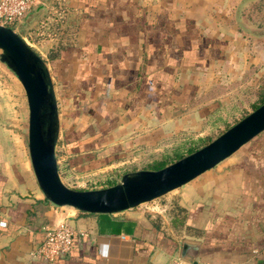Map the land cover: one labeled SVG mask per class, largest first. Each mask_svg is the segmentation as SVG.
<instances>
[{
	"label": "crops",
	"instance_id": "1",
	"mask_svg": "<svg viewBox=\"0 0 264 264\" xmlns=\"http://www.w3.org/2000/svg\"><path fill=\"white\" fill-rule=\"evenodd\" d=\"M64 1L78 37L52 60L53 74L97 128L72 142L80 145L74 159L80 169L87 160L96 167L117 158L92 149L114 144L111 152L118 153L197 128L192 121L219 107L217 101L198 108L200 97L264 60V37L245 31L237 18L240 13L250 24L264 26V0ZM3 129L0 264H174L185 240L198 244L188 251L193 261L264 264V132L173 192L187 210V225L201 231L178 237L157 227L140 207L103 216L49 202L38 185L28 139ZM63 138L75 140L74 132ZM157 201L149 212L161 209ZM65 219L74 230L70 252L54 262L35 256L46 228Z\"/></svg>",
	"mask_w": 264,
	"mask_h": 264
},
{
	"label": "rangeland",
	"instance_id": "2",
	"mask_svg": "<svg viewBox=\"0 0 264 264\" xmlns=\"http://www.w3.org/2000/svg\"><path fill=\"white\" fill-rule=\"evenodd\" d=\"M43 1L46 3L44 8L41 9V7H38L30 13V15L23 19L20 25H17L18 27H16V30L28 44L47 61L53 73L56 66L52 68V61L49 58L50 50L58 45H62V43L66 45L73 42L78 36L69 22L70 11L65 5V1ZM28 17L29 19L27 20ZM260 22L264 23L262 20H260ZM262 50L264 52V49ZM263 61L264 60H256L249 68L241 70L240 76L238 75L236 78H233L228 84L226 83L224 86H219L217 89H211L210 92L212 95L200 97L198 108L217 101L219 102V107L217 111L208 115L205 119L201 120V118H197V121H192L197 128L177 130L159 140L154 138V141H156L153 144L142 143L139 145L126 146L118 153L114 151L111 152L112 149H110V147L114 144L104 145L100 149H92L97 155H101L103 158H117L116 160L112 158L111 161L101 162V164L99 166L96 165V167L92 166V164L95 163L93 160H87L83 165L85 169H80L75 165V162H79L74 161V159L78 158L76 155L79 154L78 148H80V145H75L74 147L72 142L78 141L77 137L79 134L83 135L87 133L91 135L94 134V131H97L94 119L86 115L88 111L83 110L78 98L75 97L74 94L69 95V90H66L63 81H60L59 77L53 74L57 87L56 90L60 109L61 135L57 146V155L60 174H63L61 175L63 181L68 186L75 189L109 187L108 184L112 182L117 183L125 173L136 171L134 169H139L153 160L162 158L166 152L172 153L173 146L180 145V143L198 137L214 140L230 128V126L244 118V114H249L253 111L252 105L257 101L259 97L257 96V92L262 85V81H264ZM17 85H20L21 88ZM236 105L239 106L238 110L228 113V111L234 106L236 107ZM27 107V96L20 80L15 73L0 60V126L5 128L3 132L8 133V136L22 135L25 142L28 139L29 133V107ZM70 107L71 109H69ZM88 126H90V128L86 130ZM70 129L74 132L75 140L63 138ZM87 138L90 137L88 136ZM207 140H205L202 145L210 141ZM244 148H248V144L243 146L241 150ZM118 155L124 156L118 158ZM129 164L135 165L132 167L133 170L131 171H127L129 168L127 165ZM173 192L169 193V196L166 195L157 199L158 201L155 205H159L160 207L166 205L163 209L161 207L159 211L149 212L147 209L150 202L141 205L140 210L146 213L147 216L152 217L153 221L161 226L167 233L178 236V231L174 228L170 213L174 207L172 203L179 201ZM165 197H167V200H164ZM164 201L166 202L164 203ZM65 207L69 210H76L72 207ZM99 215L106 216L111 214ZM184 234L185 233L178 237H182Z\"/></svg>",
	"mask_w": 264,
	"mask_h": 264
},
{
	"label": "water",
	"instance_id": "3",
	"mask_svg": "<svg viewBox=\"0 0 264 264\" xmlns=\"http://www.w3.org/2000/svg\"><path fill=\"white\" fill-rule=\"evenodd\" d=\"M237 18L245 31L264 37V26L250 24L240 13ZM0 50V60L15 73L25 90L32 167L45 199L56 206L92 214H115L140 207L214 169L264 132L263 103L202 148L164 168L127 172L116 184L105 188L75 189L68 186L60 174L57 155L61 135L60 109L49 64L19 32L2 24ZM194 245L198 246L185 240L183 259L194 260L188 252Z\"/></svg>",
	"mask_w": 264,
	"mask_h": 264
},
{
	"label": "built area",
	"instance_id": "4",
	"mask_svg": "<svg viewBox=\"0 0 264 264\" xmlns=\"http://www.w3.org/2000/svg\"><path fill=\"white\" fill-rule=\"evenodd\" d=\"M46 5L43 0H0V24L16 30L25 17L38 7ZM17 31V30H16ZM74 230L68 220L47 227L42 245L36 249L34 255L49 262L67 255L73 242ZM174 264H209L202 261H188L181 256L174 259Z\"/></svg>",
	"mask_w": 264,
	"mask_h": 264
},
{
	"label": "trees",
	"instance_id": "5",
	"mask_svg": "<svg viewBox=\"0 0 264 264\" xmlns=\"http://www.w3.org/2000/svg\"><path fill=\"white\" fill-rule=\"evenodd\" d=\"M70 44H71V42L66 44V45H63V43H62V45H58V46L52 48L49 52L50 60L52 61V60L58 59L61 56L62 51H64L68 46H70ZM261 84L262 85L257 92V96H259V97H258L257 101L254 102L252 105L253 110L258 108L260 105H262L264 103V81H262ZM238 108H239V106L236 105V107L234 106L231 110L228 111V113L231 111L238 110ZM217 110L218 109L214 110L213 112H215ZM213 112L210 113V115L213 114ZM247 114H244L243 117H245ZM205 140H207V139H205L203 137H198L196 139H192V140H189L187 142L180 143V145L173 146L174 148H172V153L166 152V153H164L162 158H158L156 160H153V161L149 162L146 166L141 167L139 169L136 168L134 170H142V169L158 170V169L164 168L165 166H167L171 163H174V162L178 161L179 159L197 151L198 149L202 148L203 146H205L206 144L211 142V140H213V139H208L210 141L206 142V144L202 145V143H204ZM127 166H129L127 171H131V170H133L132 167L135 165L129 164ZM61 175H63V174H61ZM115 183L116 182H112V183L108 184V186H112ZM172 205L174 207L170 213H171V218H172V223L174 225V228L178 231V233H177L178 236H181L183 233L188 234V235H200V233H201L200 230L195 229V228L187 225V220H188L187 210L184 207H182L178 203V201L172 203ZM80 213L88 214V213H84V212H80ZM157 227H160V226L157 225Z\"/></svg>",
	"mask_w": 264,
	"mask_h": 264
}]
</instances>
